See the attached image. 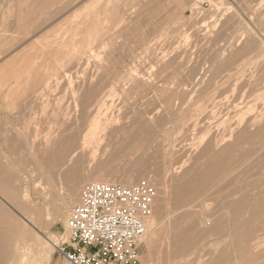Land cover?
I'll list each match as a JSON object with an SVG mask.
<instances>
[{
  "label": "rangeland",
  "instance_id": "1",
  "mask_svg": "<svg viewBox=\"0 0 264 264\" xmlns=\"http://www.w3.org/2000/svg\"><path fill=\"white\" fill-rule=\"evenodd\" d=\"M248 29L264 42V0H0V255L56 263L48 240L112 168L165 192L141 264H264V43L238 54ZM99 120L111 134L72 156L78 202L56 220L67 165L45 162Z\"/></svg>",
  "mask_w": 264,
  "mask_h": 264
},
{
  "label": "built area",
  "instance_id": "2",
  "mask_svg": "<svg viewBox=\"0 0 264 264\" xmlns=\"http://www.w3.org/2000/svg\"><path fill=\"white\" fill-rule=\"evenodd\" d=\"M156 195L148 182L87 185L70 212L54 264H141L145 220Z\"/></svg>",
  "mask_w": 264,
  "mask_h": 264
},
{
  "label": "bare ground",
  "instance_id": "3",
  "mask_svg": "<svg viewBox=\"0 0 264 264\" xmlns=\"http://www.w3.org/2000/svg\"><path fill=\"white\" fill-rule=\"evenodd\" d=\"M252 1V0H251ZM230 2V1H229ZM254 2V1H253ZM250 3V4H254V3ZM251 6V5H250ZM91 23H93V22H91ZM96 23V22H95ZM93 25V24H92ZM94 27H90V29L88 30L89 31V33H87V34H89L90 35V37L91 36H94V35H96V32H95V30L93 29ZM85 33V32H84ZM86 34V33H85ZM89 37V38H90ZM88 38V39H89ZM73 41V40H72ZM216 41V40H215ZM85 42V41H84ZM260 42L261 43H264L263 42V39L257 34V33H255L254 31H253V29L251 30V29H248V39L246 40V43H245V45H244V47L243 48H240L239 50L238 49H235L236 51H237V53L239 54V53H243V52H253V51H257V49H260L259 48V46L261 45L260 44ZM70 43V42H69ZM67 44V43H66ZM86 44H87V42H86ZM89 44V43H88ZM87 44V45H88ZM71 45V44H70ZM67 46H68V44H67ZM74 46V45H73ZM84 46V45H83ZM82 46V47H83ZM69 47V46H68ZM72 47V46H71ZM75 48H76V46H74ZM81 47V48H82ZM81 48H80V51H81ZM85 48V47H84ZM233 48H234V46H233ZM88 49V48H87ZM72 50H74L73 48H72ZM85 50V49H84ZM79 53V52H78ZM77 53V54H78ZM234 53V52H233ZM236 53V52H235ZM64 55H62L63 56V58H66L67 59V61H69L70 63H72L73 62V60H74V58L75 59H77L76 58V56L75 57H73L71 54H69V53H63ZM76 55V54H75ZM73 57V58H72ZM77 57H80V56H77ZM80 59V58H79ZM214 59V58H213ZM230 60H233V59H230ZM228 61V60H227ZM227 61H225V62H227ZM75 62H77V60L75 61ZM74 62V63H75ZM230 64V63H229ZM229 64H228V66H229ZM227 66V63L226 64H224V66ZM34 75V74H33ZM57 76V75H56ZM32 80V79H31ZM55 80V79H54ZM53 80V81H54ZM59 80V79H58ZM57 80V81H58ZM90 80V79H89ZM89 82V81H88ZM48 83V82H47ZM32 85V84H31ZM52 85H53V83H52ZM28 86H29V84H28ZM50 86V85H49ZM86 86V85H85ZM25 87H27V86H25ZM35 87V86H34ZM51 88V87H50ZM53 88V87H52ZM91 88V87H90ZM44 89V88H43ZM51 90V89H50ZM28 91V90H27ZM44 91V90H43ZM48 91H49V89H48ZM96 92V90L95 89H92V90H90L87 94H86V96H85V98L81 101V102H79V106L80 107H83V109H82V116L80 117V119L83 121L84 120V118H85V116H86V110L87 109H85V108H87V106H89V102L91 101V99H92V97H93V95H94V93ZM48 93V92H47ZM99 96V95H98ZM28 101V100H27ZM97 103H98V106H101L102 105V100L101 101H97ZM103 104H104V102H103ZM106 105V104H105ZM96 118H98V117H96ZM136 118V117H135ZM144 120H146V117L144 118V116L142 117ZM95 119V118H94ZM131 119V118H130ZM143 119H142V121H143ZM93 120V119H92ZM91 120V121H92ZM110 120V119H109ZM114 120V119H113ZM132 122L134 123L135 121H134V119L132 118ZM101 121H102V119H101ZM104 121H105V119H104ZM103 121V122H104ZM111 121H112V119H111ZM115 121V120H114ZM117 122H119L118 120H117ZM130 122V121H129ZM132 122H130V123H132ZM141 122V120L139 121V123ZM104 124V123H103ZM103 124L101 125L100 124V120H99V122H93L90 126H89V131L86 133V134H84L83 135V143L82 144H79L78 143V141H77V139L78 138H80L81 137V133H76V134H71V135H64V133H62V135H60L61 137L59 138V141H58V143H57V147H58V153L56 154V155H53L52 157L50 156L47 160H46V162H45V164L46 165H55L56 163H58V162H60V163H62V164H64V165H67V169L65 170V172L63 173V176H62V181L64 182V183H66L67 184V193H66V195H65V197L64 198H62V193L60 194V193H57L56 191H51L50 192V195H52V197H54V198H56V201H57V203H58V213H57V215H56V220H61V218H63L65 215H66V213L68 214V211H69V209H70V207H71V205H72V203H77L78 202V197H77V194H78V191L80 190L79 189V186L76 184V183H73V185H71L72 183L70 182V174H71V172L73 171V169H74V167H75V165L76 164H78V160H76V161H73V159H72V156H74V154L78 151V150H80V149H82V151L83 152H86L87 150H89L90 151V147L94 144V143H96V141L97 140H99V141H101V139L102 138H99L98 137V135H100V133H103V134H108V133H106L109 129L111 130L114 126V123L112 122V123H107V124H105L104 126H103ZM117 124V123H116ZM135 124H137V123H135ZM135 124H133V125H135ZM139 126H140V124H138ZM141 125H142V123H141ZM126 126H128V125H126ZM138 126V127H139ZM147 126H148V124H147ZM263 127V126H262ZM124 128H126L125 127V125H124ZM136 128V127H135ZM134 127H133V129H135ZM127 129H128V127H127ZM137 129V128H136ZM139 129H140V127H139ZM139 129L137 130V131H139ZM142 130H143V128H141ZM146 129V128H145ZM149 129H150V127H149ZM149 129L147 130V131H149ZM67 130V129H66ZM109 130V131H110ZM68 131V130H67ZM66 131V132H67ZM108 131V132H109ZM113 133H116L117 134V132H118V129H114L113 131H112ZM145 132V131H144ZM143 131H142V134L144 133ZM150 132V131H149ZM110 133V132H109ZM133 133V132H132ZM146 133H148V132H146ZM67 134V133H66ZM111 134V133H110ZM123 134V135H122ZM124 134L125 133H121V135L122 136H124ZM130 134V133H129ZM142 134L140 135V133L138 134L137 133V135H140V137L142 136ZM120 135V136H121ZM135 135H136V133H135ZM109 136V135H108ZM103 137H104V135H103ZM99 138V139H98ZM129 138V137H128ZM126 139V140H129V139ZM105 139V138H104ZM140 139V138H139ZM138 140V139H137ZM141 140V139H140ZM98 143V142H97ZM96 143V144H97ZM49 144H51V146H52V144H54V142L51 140L50 141V143ZM124 144H126L125 143V141H124ZM133 145H134V143H133ZM100 146H102V145H100V143H99V149H100ZM125 146V145H124ZM53 148V147H52ZM123 149H124V147H122ZM125 148H127V147H125ZM121 149V148H120ZM68 150L71 152H69L70 153V155L69 156H71L70 158H67V159H65L66 158V156H68ZM125 150V149H124ZM52 151V150H51ZM86 153H88V152H86ZM43 154V153H42ZM49 154H50V152H49ZM52 155V154H51ZM76 156V155H75ZM261 161V160H260ZM250 162H252V161H250ZM146 164V162L143 164V165H145ZM37 166V165H36ZM99 169V168H98ZM112 169V168H111ZM107 169V171H105V172H98L97 174H96V176H95V178L93 179V181L95 182V183H101V182H104V183H107V184H114V185H121V186H124V187H133L134 185V183H137L136 182V180H135V178H136V174L135 175H132V174H129V176L128 177H126V178H124L123 180H120V182L123 184H116L117 182H118V178H117V171H115L114 169ZM177 170V169H176ZM96 171V170H95ZM98 171V170H97ZM99 171H100V169H99ZM175 171V170H174ZM176 172H178V171H176ZM136 173H139V171H137ZM175 174V173H174ZM92 177V176H91ZM139 178V177H138ZM75 182V181H74ZM80 183V182H79ZM91 184H93V183H91ZM157 190V189H156ZM160 190V189H159ZM158 190V191H159ZM25 192V196L26 197H28V194H27V192L26 191H24ZM165 193V192H164ZM164 193H163V189L160 191V195L157 197V195H158V193H157V195H156V198H155V201H154V204H153V207H155V215L152 217V214H151V216H149L146 220H145V231H146V233H145V236H144V239H143V241L146 243V244H148V245H151V244H153L154 243V237H153V235H152V230L154 229V231H155V227H156V223H157V220H158V216H159V210L161 209L160 208V204H162L163 203V201H164ZM0 198L2 199V197L0 196ZM80 198V197H79ZM80 202V201H79ZM79 202L77 203V204H79ZM156 203V204H155ZM76 204V205H77ZM75 205V206H76ZM74 206V207H75ZM73 209V208H72ZM71 209V210H72ZM71 210H70V212H71ZM70 212H69V214H68V218H69V215H70ZM31 213V212H30ZM152 213H153V211H152ZM161 216V215H160ZM165 216H166V214H165ZM168 217V216H167ZM169 218V217H168ZM161 219H162V217H161ZM166 219V218H165ZM63 220V219H62ZM163 220V219H162ZM236 220V219H235ZM67 223H68V219H67ZM67 223H66V227H67ZM18 225V224H17ZM164 229V228H163ZM14 232V231H13ZM152 232V233H151ZM156 234V233H155ZM19 235V234H18ZM152 235V236H151ZM37 239V238H36ZM24 240V239H23ZM27 241V240H26ZM47 241V240H46ZM45 241V242H46ZM13 242V241H12ZM48 242H49V248H48V257L50 258V256H51V254H52V252L53 251H55V249L57 250V247L58 246H60V242H61V239H59V244H58V242H52L51 240H48ZM23 243V242H22ZM43 242L42 241H38L37 240V245L39 246V247H41V246H43ZM48 244V243H47ZM16 245V244H15ZM37 249V248H36ZM37 250H39V248L37 249ZM26 249H25V247H23L21 244H17V246L14 248V250H11V249H9V248H2V250H1V255H0V264H24V262L26 263V261H24V259L26 258ZM40 251V250H39ZM34 252V251H33ZM34 254H36V253H34ZM37 255V254H36ZM40 255V254H39ZM35 256V255H34ZM148 256V255H147ZM150 256V255H149ZM149 258V257H148ZM151 258V257H150ZM29 259V258H28ZM148 260V259H147ZM28 262V261H27Z\"/></svg>",
  "mask_w": 264,
  "mask_h": 264
}]
</instances>
